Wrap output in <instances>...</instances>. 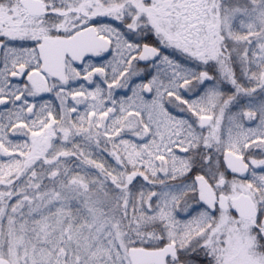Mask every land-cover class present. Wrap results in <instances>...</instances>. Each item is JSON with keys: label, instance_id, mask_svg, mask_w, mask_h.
Listing matches in <instances>:
<instances>
[{"label": "snow or ice", "instance_id": "1", "mask_svg": "<svg viewBox=\"0 0 264 264\" xmlns=\"http://www.w3.org/2000/svg\"><path fill=\"white\" fill-rule=\"evenodd\" d=\"M0 264H264V0H0Z\"/></svg>", "mask_w": 264, "mask_h": 264}]
</instances>
